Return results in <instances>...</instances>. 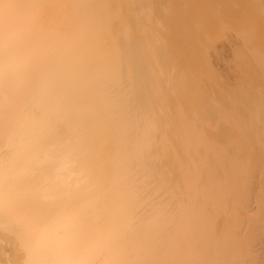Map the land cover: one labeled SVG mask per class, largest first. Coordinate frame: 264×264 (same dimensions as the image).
<instances>
[{"label":"bare ground","instance_id":"6f19581e","mask_svg":"<svg viewBox=\"0 0 264 264\" xmlns=\"http://www.w3.org/2000/svg\"><path fill=\"white\" fill-rule=\"evenodd\" d=\"M222 1V7L229 2ZM171 2L169 12H178ZM168 3L0 0V224L12 223L10 233L16 224L18 232L13 237L0 231V264H128L144 254L154 259L151 255L159 252L172 259V251L175 256L183 251V260L192 252L189 246L201 250L207 243L221 260L236 218L238 226L244 214L255 222L243 218L241 229L247 222L263 225L264 47L253 50L252 65L251 53L244 56L231 36L247 35L250 19L262 24L264 0H242L240 15L252 16V10L255 15L247 23L242 17L245 31L234 17L226 29L236 27L235 34L229 30L233 35L228 36L218 20L216 36H207L203 28L202 38L200 32L197 36L200 6L191 7L189 20L187 3L186 18L169 13L178 20L173 37L160 33L165 27H155L157 18L150 23L153 14L154 19L167 12ZM148 9L153 13L146 14ZM143 16H150V24ZM188 27L202 39H195L201 54L195 48L196 53L189 52L191 42H184ZM183 58L190 63L182 64ZM238 76L244 80L241 87ZM223 205H241L245 212L234 208L240 217L231 212L229 219L216 208ZM206 210L209 216L213 212L211 220L224 223L210 225L209 216L202 223ZM188 226L204 232L195 233L203 237L191 232L195 240L202 238L197 248L191 237L186 240ZM251 229L264 257V229ZM205 235L211 239L205 241ZM217 235L220 242L212 239ZM177 242L183 249L173 245ZM183 243L189 247L186 254ZM208 249L198 252L210 255Z\"/></svg>","mask_w":264,"mask_h":264},{"label":"rangeland","instance_id":"374dc122","mask_svg":"<svg viewBox=\"0 0 264 264\" xmlns=\"http://www.w3.org/2000/svg\"><path fill=\"white\" fill-rule=\"evenodd\" d=\"M171 1H172V0H170V1L167 0V3L169 2V3H168L169 5L167 4V7H164V8H166V11H167V12L161 13V15H160V14L157 15V14L155 13L156 15H155L154 19L152 18L154 14H153L152 17H151L150 23H151V22L153 23L154 21H156L155 18H157V22H158V23H157V25H156L155 27H158L159 29L161 28V30H162L163 27H165L163 30H166V29H167L166 31H163V30H162L160 33L164 34L166 37H167V36H169V37H173V36H174V31H175L174 28H176L175 25L178 24V22H177L178 20L175 21V19H179V17H181L182 19H183L184 17L186 18V15H185V14H187V15H189L190 13L194 14V13H193L194 10H193L192 8H198L199 6H200L201 8H202V7H203V8H206V5H208L209 8H210V6H212V7H211V10L208 8V6H207V9H203V8L200 9V7L198 8L199 11H202V12H200L201 14L199 13V19L203 17V20L200 19L199 22H202V21H203V23H206V21H207L209 18H210L212 21H213V20H215V21L217 20V21H216V22H214V21L212 22V21L209 19L208 22L205 24V25H206L205 27L203 26V23H200V25H201L202 27L200 26V27H199V30L205 28V29H206L205 32H206V33L209 32V35L207 34V36L212 37L211 34H213L214 36H216V35H215V32H216V34H217V32H218L217 30H218V29H215L214 27H217L220 23H222L221 25H222V27L225 28L224 31H226V34H228V36H231V35H233V33L236 32L238 29H237L236 27H233L232 30H231V28L226 29V27L228 28V26L231 25V24H229V22H228L229 25L226 23L227 20H230V21H231V20L235 17V19H233V20H235V21H232V22L238 23L237 25L240 24V21H239V20H241V23H242V24H240V25H243V27H242V26H241V27H242V28H245L244 31L246 30V27L248 26V27H247V28H248V29H247V35H243V34H246V32H245V33L240 32L241 34H239V33L237 32V34H239L238 37H237V36H234V35L231 36V37H233V39H234V41H235V43H236L237 45H238V44L242 45V46H241V49H242L243 51L240 49V52L242 51V52H243V53L241 52L242 54L245 53L244 56H247L249 53L252 54V57H253V58L249 57V56H251V54H249L247 58H248L249 61L251 62L250 64L253 65V62H254L253 60H255V59H254V53H255V52L258 50V48H259V47L257 48V46L260 45V48H259V49H262L261 47H264V40L262 39L263 36H264V28H263V27H264V21H263V20H260V21L262 22V24H261L259 21H255V20H254L255 23L257 22V24H258V25H256L257 28H258V29H257L256 26L253 24V20H251V19H250L251 21L248 20V19H249V15H250V18L254 19V16H255V15H254V13H253V10L250 12V13H252V16H253V17L251 16V14H249V15L246 14V15L241 16L240 13L243 14V12L241 11V8H242V7H240V5H242V0H239V1H237V0H233V1H236L237 4L239 3L238 6H236L237 4H236L235 2H234V4H232L233 1H230V0H229V2L226 1V0L222 1L221 3H223V2L226 1V2L224 3V6H225V4H226V6H225L226 8L228 7L229 4L231 5L230 7H228L229 9L227 8L229 12L226 11V8H224V6L222 7V4L219 5V2H220L221 0H215V1H214V0H209V2H207V1H208V0H207V1H205V3H204V0H203V2H201V0H199L200 2H199V1H196V2H195V0H190V1H188V3H187V0H186V2H185V0H182V1H181V0H180V1H179V0H175V2L173 1V2L175 3V5H176V4L178 5V7H176L177 5L175 6L174 4H172ZM178 1H179V4H178ZM191 1H192V2H191ZM210 1L213 3L212 5H211ZM213 1H214V2H213ZM217 1H218V2H217ZM240 1H241V3H240ZM170 2H171V5H172L173 10L176 9V11L178 10V12H175V11H174V12H173V11H172V12H169V11L172 10V9H171V6H170ZM180 2H181V4H180ZM189 2H190L191 4H190ZM186 3H187V6H186L187 9L189 8L188 6H190V8L192 7V8H191L192 12H191V10L188 11V10L186 9V7H185ZM200 3H204V4H200ZM207 3H208V4H207ZM216 3H217L219 6L217 5V7H213V6H216ZM227 3H228V4H227ZM195 4H197V5H195ZM248 4H249V3H248ZM201 5H202V6H201ZM234 5L236 6V9H234V7H233ZM173 6H174L175 8H174ZM242 6H243V5H242ZM218 7H220L219 9H221V7H222V9H223V10L221 9V10L223 11V12L221 11L222 13H218V12H217V10H216L215 8L218 9ZM231 7H232V11H231ZM243 7H244V6H243ZM150 8H152V7H150ZM178 8H179V9H178ZM167 9H168V10H167ZM185 9H186L187 12H185ZM208 9H209V10H208ZM212 9H213V10H212ZM214 9L216 10V12L214 11ZM224 9H225L226 13L224 12ZM233 9H234L236 12L233 11ZM148 10H149V11H148L146 14H148V13L150 12V9H148ZM179 10H181V12H180ZM203 10H204L205 12H204ZM206 10H207V11H206ZM146 11H147V10H146ZM213 11H214L215 13H214ZM218 11L220 12V10H218ZM184 12H185V14H184ZM209 12H210L211 16H208L209 18L206 19V18H207V15L209 14ZM211 12H212V13H211ZM232 12H233L234 15L232 14ZM151 13H153V10H152V12H150L149 14H151ZM169 13L172 14V16H173L175 19H174V18H171L172 16H171ZM188 13H189V14H188ZM202 13H203L204 15H202ZM206 13H207V14H206ZM216 13H217V14H216ZM228 13L231 14V15H228V18H230V19H228V18L226 17ZM237 13H238V14H237ZM175 14H176L178 17H176ZM192 14H190L189 16H187L186 19L189 20V18H191L190 16H193ZM205 14H206V15H205ZM210 14H209V15H210ZM220 14H221L222 18H221L220 16H218V15H220ZM223 14H226V15H224V16L226 17V19H225V17L223 16ZM255 14H256V13H255ZM159 15H160V17H159ZM168 15H169V16H168ZM174 15H175V16H174ZM180 15H181V16H180ZM213 15H214V17H213ZM156 16H158L159 18L156 17ZM170 16H171V17H170ZM183 16H184V17H183ZM200 16H202V17H200ZM205 16H206V17H205ZM236 16H237V17H236ZM239 16H240V18H239ZM145 17H146V18H145ZM145 17L143 16L144 20L147 19L148 16H145ZM161 17H162V18H161ZM219 17H220V18H219ZM242 17H243V20H245V19L248 20V23L246 22L247 20H245V22L248 24L247 26L245 25V22L242 21ZM244 17H245V18H244ZM247 17H248V18H247ZM256 17H257V16H256ZM256 17H255V18H256ZM148 18H150V16H149ZM160 18L162 19V21L164 20V21H166V22H165V23L162 22ZM168 18L172 19L173 22H171V23H173V25H174L173 27H172V24H169V23H170V19H168ZM231 18H232V19H231ZM152 19H153V20H152ZM159 19H160V20H159ZM205 19H206V20H205ZM168 20H169V21H168ZM204 20H205V21H204ZM218 20L220 21V23H219ZM225 20H226V21H225ZM236 20H238L239 22L236 21ZM258 20H259V19H258ZM146 21H148V19L145 20V21H143V23H144V24H145V23L148 24L149 21H148V22H146ZM167 21H168V22H167ZM174 21H175V22H174ZM222 21H223V22H222ZM224 21H225V23H224ZM249 21H250V22H249ZM258 22H259V23H258ZM150 23H149V24H150ZM152 23H151V24H152ZM161 23H162V25H161ZM163 23H164V24H163ZM166 23H167V24H166ZM153 24H154V23H153ZM159 24H160V26H158ZM225 24H226V26H225ZM249 24H250V29H249ZM251 24H252L253 26H251ZM260 24H261V25H260ZM164 25H165V26H164ZM169 25H170L169 28L171 29L170 32L168 31V30H170V29L168 28ZM214 25H215V26H214ZM216 25H217V26H216ZM223 25H224V26H223ZM227 25H228V26H227ZM240 25H239V26H240ZM187 26H188V25H187ZM209 26H211V27H213V28H211V27H209ZM231 26H232V25H231ZM258 26H259V27H258ZM146 27H147V26H146ZM171 27H172V28H171ZM208 27H209V28H208ZM229 27H230V26H229ZM252 27H253V28H252ZM147 28H148V29H149V28L152 29L149 25H148ZM158 28H156V31H157V30L159 31ZM235 28L237 29L236 31H234ZM259 28H260V29H259ZM262 28H263V29H262ZM173 29H174V30H173ZM233 29H234V30H233ZM251 29H255V30H251ZM153 30H154V26H153V29H152L151 31H153ZM186 30H187V31H186ZM186 30H185V31L187 32V34H185V38H184L185 40H184V42L186 41V42L189 43V44H190V42H191V45H189V44H188L189 46L187 45L188 48L191 47V48H190L191 50L188 49L189 52H191L192 49H193V51H192L193 53H196V52H197V53L199 54L200 52H202V51L199 52V50H202V48H201L200 44L196 42L195 39L197 38V39H198L197 41L202 40L201 38H202V34L204 33V31H202V30H201V31H198L197 36L199 35V32H200V34H201V35H199V37H201V38H199V37L195 36L194 33H191L192 30H191L189 27H188V29L186 28ZM203 30H204V29H203ZM207 30H209V31H207ZM211 30L213 31V33H211V32H212ZM229 30L233 31V33H232L231 31H229ZM258 30H260V31H258ZM154 31H155V30H154ZM172 31H173V32H172ZM188 31H189V32L191 31V32L189 33ZM214 31H215V32H214ZM228 31H229V32H228ZM239 31H240V30H239ZM255 31H257V32H255ZM167 32H168V33H167ZM201 32H203V33H201ZM230 32H231V34H230ZM253 32H254V33H253ZM258 32H259V33H258ZM165 33H167L168 35H166ZM248 33H249V34H248ZM251 33H252L253 35H252ZM256 33H257V34H256ZM190 34H191V35H190ZM234 34H235V33H234ZM255 34H256L257 37L255 36ZM258 34H259V35H258ZM193 35H194V36H193ZM241 35H242L245 39H244ZM260 35H261V36H260ZM262 35H263V36H262ZM214 36H213V37H214ZM248 36H249V37H248ZM252 36H254V37H252ZM235 37H237V38H235ZM246 37H247V38H246ZM250 37L252 38V40H251ZM255 37H256V38H255ZM241 38L243 39V40H242L243 42L241 41ZM249 38H250V40H249ZM253 38H254V40H253ZM235 39H236V40H239V43H237V41H236ZM247 39H248V40H247ZM259 39H260V40H259ZM187 40H190V41H187ZM255 41H256V42H255ZM261 41H263V42L261 43ZM184 42H183V43H184ZM194 42H195V43H194ZM244 42H245V43H244ZM246 42H247V43L249 42L247 48L244 47V46H246ZM251 42H252V43H251ZM253 42H254V43H253ZM235 43H234V44H235ZM193 44H194V45H193ZM195 44H196V46H195ZM244 44H245V45H244ZM179 45H182V44H179ZM243 45H244V46H243ZM255 45H256V46H255ZM185 46H186V43L184 44V47H185ZM187 46H186V48H187ZM194 46H195V47H194ZM198 46H199V47H198ZM251 46H252V47H251ZM181 47H183V46H181ZM194 48H195L196 50H195ZM198 48H199V49H198ZM244 48H245V49H244ZM197 49H198V50H197ZM247 49H248V50H247ZM251 49H252V50H251ZM254 49H256V51H253ZM188 50H187V51H188ZM194 50H195L196 52H195ZM245 50H246V51H245ZM262 50H263V52H264V48H263ZM248 51H249V53H248ZM253 52H254V53H253ZM246 53H248V54L246 55ZM200 54H201V53H200ZM250 59H251V60H250ZM252 59H253V60H252ZM181 60H182V59H180V61H181ZM184 61H186V60L183 58V61H181V63H182V64H186V65L190 63V62L188 63V61H186V62L184 63ZM243 61H246V57H245V59H243ZM229 63H230V62H229ZM188 66L190 67L191 65H188ZM240 78L243 80L242 77L238 76V80L242 83L244 80L242 81ZM237 82H238V81H237ZM240 82H238V85H239V86H240V85L243 86L244 83L241 84ZM240 87H241V86H240ZM223 206H224V205H223ZM227 206L229 207L230 205H226V206H224L223 208H222L221 206H217L216 208H219V207H220V209H223L222 212H225V213L227 212V213H226V217H228V215H227L228 213H231L232 210H235L234 208L240 209L239 211H241V212H245L244 210H242L243 207H242V208H239L241 205H240L239 207H236V206L234 207V205H232V206H233V207H232L233 209L230 208L231 206L229 207L230 209H228ZM258 207H259V206H258ZM0 208H1V207H0ZM203 208H205V209L208 210V208H206V207H203ZM225 208H226L228 211H229V210H231V211H230V212H228L227 210L225 211ZM2 209H3V208H1V210H2ZM201 209H202V207H201ZM201 209H199V214H200V213H201V214L204 213V212H203V213L200 212ZM209 209H210V211L213 209L212 211L214 212V208H209ZM220 209H218V210L221 211ZM196 210H198V209H196ZM196 210H194V211H196ZM203 210H204V209H203ZM207 210L205 211V213L207 212ZM143 211H144V210H143ZM188 211H189V210H188ZM190 211H192V210L190 209ZM235 211L238 212V210H235ZM235 211H233L234 214L236 213ZM2 212H3V210L0 211V213H2ZM213 212H210V213L213 214ZM216 212H217V210H216ZM233 212L230 214V216L233 214ZM241 212H240V213H241ZM207 213H208V212H207ZM207 213H206V215H205L206 217L203 218L204 221H202V223H203V222H206V221H205V220H206L205 218H207V216H209ZM210 213H209V214H210ZM218 213L220 214V212H218ZM212 214H211V215H212ZM219 214H218V215H219ZM234 214H233V217H236V216H237L238 218L240 217V215L238 216L239 212H238V214L236 213L237 215L235 214L236 216H234ZM243 214H244V213H243ZM243 214H242V216H243ZM247 214H248V213H247ZM211 215H210V216H211ZM221 215H222V213H221ZM221 215H220V216H221ZM223 215H224V214H223ZM259 215H260V214H259ZM201 216H202V215H201ZM203 216H204V215H203ZM203 216H202V217H203ZM210 216H209L210 220H211L212 217H213L212 219H214V216H213V215H212L211 217H210ZM224 216H225V215H224ZM242 216H241V217H242ZM245 216H247V215L244 214L243 218H245L246 220H247V218H249L248 221H251V220H252V219H250L249 216H248L247 218H246ZM199 217H200V216H199ZM216 217H217V216H216ZM260 217H261V215H260ZM209 218H207V219L209 220ZM217 218H220V217H217ZM217 218H215V219H217ZM222 218H223V216L221 217V219H222ZM228 218H229V217H228ZM228 218H227V220H226L225 223H227ZM230 218H231V217H230ZM230 218H229V219H230ZM243 218L241 219V220L243 221V222H241V224H242V223H245V219L243 220ZM253 218H254V221H255V220H257V218H259V216H258L257 218H255V217H253ZM197 219H198V218H197ZM224 219H226V218H224ZM224 219H222V221H223ZM259 219H260L261 221L263 220V225H262V222H261V224H258L259 226L256 225L257 227H256V226L253 227V226L255 225V224H254L255 222L253 223V220H252L251 223L254 224L253 226H251V223L249 224V222L246 221V222L248 223V225H250V226H248L247 223H246L245 225H247V226H245V227L243 226V228L241 229V227H240L241 224L238 226L239 221L237 220V218H236V223H237V221H238V223H237V224L235 223L234 225H232V227L230 228L231 230H229L228 228L224 229L225 226H224L223 224H222L221 226H219V227L224 226V227H223V231H224V230L226 231V230L228 229V230H229V235H230V233H231V235L228 237V239H227L226 241L223 240V244H224V241H225V243L227 242L226 244H228V245H227L228 247H232V249L226 247V248H228V249L231 251V253H230V251L227 249V250L229 251V257L226 256V255H228V252H227V250H225L226 248H224L225 253H224V252L222 253V255H221V257H220L221 260H219V259H218L219 257H217V255H218L217 251H218L219 249H218V250L216 249L217 251L215 250V252H216L217 254L214 253V254L216 255L217 259L214 258L213 256H215V255H211V253H210V252H212L211 249H213V248L208 249V247H209V246H208V243H207L205 246H207L206 249L210 250V251L207 250V251L210 253V255H209V254L200 253V252H202L201 250H206V249H203V248H205V246H204L203 244H201V245L204 246V247L201 248V250H200V247H201V246L198 247L199 244L201 243V242H200L201 239H202L201 237H203L204 234H203V235H198V236H201V237L199 238V241H198V240H195V239H198V238H197L198 236H197V234H195V233L202 234V233H204V232L199 233V232H200V229H198V228H197V229H198L199 231H196V232L193 231L196 227H199V226H196V227L193 226V227H192V230H191V231H188V230L191 229V227H190V229H188V230H187V228H189V226L192 225V224L189 225V223H188L189 226H188V227H185L186 230L188 231V233H186V236H185V237H187V234L190 235L192 231L194 232V233H193V232H192V233L195 234L197 237L194 236V237H195V239H194V238L192 237L193 234H191V235L189 236V238L187 237L188 239H186V238H185V239L190 241V237H191V238L193 239V240H192L193 242H194V240H195L196 245H195V243H194V245H195L194 247H195V248L198 247L199 249H198V248H197V249H193V248H192V249H193V250H192V249H191V246H189V247H190L189 252L192 251V252H190V253L193 254V255H197V256H196V257H194L193 255L189 256L190 253L188 252L189 254H187V256H189V257H187V256H186L185 258L183 257V260H182V256H180V255L183 254V253H182V252H183V251H182L183 247H181L182 245H181V246L178 245V242H177V244H173V245H174V246L178 245V247L180 246V247L182 248V249H181V251H182L181 254L175 256V255H174V252L172 251L173 253L171 252L170 255H169V256H171V254H173V257H171L172 259H170V257H168L167 255H166L167 257H166L165 255H163V256L167 258V259L165 258V260L168 261V264H177V263H178V264H179V263H180V264H184V261H185L186 264H211V262L213 263V262L215 261L214 259H216L218 262H217V263H213V264H226V263H227V264H230V263H231V264H239V263H240V264H264L263 253H261V252H260V249H259V246H260L259 244H260V243H259V240L257 239V236H258V235L255 234V231L253 232V229H256L258 233L262 232V228L264 229V219H262V218H259ZM199 220H202V219L199 218ZM210 220H209V221H210ZM234 220H235V218H234ZM212 221H213V222L215 221V224H216L217 221H220V219H217V220H211V221L209 222L210 225H211V222H212ZM224 221H225V220H224ZM197 222H200V221H197ZM207 222H208V221H207ZM213 222H212V224H213ZM228 222H229V221H228ZM231 222H232V221H231ZM231 222H230V223H231ZM194 223L196 224L195 221H194ZM194 223H193V224H194ZM200 223H201V222H200ZM202 223H201V225H202ZM218 223H219V222H218ZM218 223H217V224H218ZM221 223H224V222H221ZM221 223H219V224H221ZM233 223H234V222H233ZM8 224H10V227H11V228H9V229H12V225H11L12 223H9V222H8L7 224H6V223L3 224V225H5V226H4L5 228L2 227L3 225L0 224V225H1V226H0V231L3 230L2 232L10 233V232H9L10 230L8 231V227H9ZM205 224H206V223H205ZM231 224H232V223H231ZM7 225H8V226H7ZM197 225H198V224H197ZM225 225H226V227L229 226V225L227 226V224H225ZM243 225H244V224H243ZM13 226H14V227H13V231H12L10 234H12L13 237H17L18 232H17V234H15V233H16L15 228H16L17 226H16V224H15V225L13 224ZM15 226H16V227H15ZM207 226H208V225H207ZM207 226H205V227H207ZM230 226H231V225H230ZM262 226H263V227H262ZM1 227L4 228V229H2ZM203 227H204V226H203ZM205 227H204V229L206 230V229H210L211 226H210V227L208 226L209 228H205ZM214 227H215L214 230L212 229L213 226H212L211 229L215 232V230H216V226L214 225ZM247 227H249V228H250V227H251V228L253 227L252 229L250 228V229L252 230V232L254 233V234H253V237H251V231H250V229L247 230V229H248ZM201 228H202V227H201ZM217 228H218V225H217ZM244 228H246V229L244 230ZM218 229H219V228H218ZM221 229H222V228H221ZM232 229L235 231V232L233 231L234 234L232 233ZM4 230H5V231H4ZM240 230H241V232H240ZM243 230H244V231H243ZM246 230H247L248 233L250 232V234L245 233ZM187 231H186V232H187ZM201 231H203V230H201ZM206 231H207V230H206ZM220 231H222V230H220ZM223 231H222V232H223ZM225 231H224V232H225ZM259 231H260V232H259ZM189 232H190V233H189ZM211 232H212V231H211ZM211 232H210V230H209V232L206 233V234H209V233H210L209 235H211ZM214 232H213V233H214ZM216 232L218 233L219 231H216ZM222 232H220V233H222ZM237 232H238V233H237ZM257 232H256V233H257ZM213 233H212V235H213ZM226 233H227V231H226ZM226 233H225V234H226ZM244 233H245L246 235L248 234V236H246ZM27 234H29V233H27ZM214 234H215V233H214ZM218 234H219V233H218ZM222 234H223V233H222ZM222 234H220V236H221ZM242 234L245 235V237L242 236ZM14 235H15V236H14ZM30 235H31V234H30ZM209 235H205V236H204L205 241H206L207 239H209V238L206 237V236L209 237ZM212 235H211V237H212ZM225 236H227V234H226ZM225 236L223 237V235H222L223 239H226ZM211 237H210V239H211ZM216 237L218 238V235L215 236V237L212 238V239H216ZM222 237H221V238H222ZM206 238H207V239H206ZM219 238H220V237H219ZM204 239H203L202 241H203V243H206V242H204ZM210 239H209V240H210ZM216 240H217V239H216ZM192 241H191V242H192ZM196 241H198V242H196ZM213 241H214V240H213ZM217 241H219V240H217ZM167 242L170 243V241H167ZM183 242H184V241H183ZM186 242H188V241H185V243H186ZM199 242H200V243H199ZM207 242H210V241H207ZM219 242H220V241H219ZM221 242H222V241H221ZM17 243L20 245V243H19L18 240H17ZM181 243H182V242H181ZM185 243H183L184 246H185ZM188 243H189V242H188ZM198 243H199V244H198ZM212 243H213V242L211 241L210 244H212ZM192 244H193V243H192ZM197 244H198V246H197ZM215 244H216V246H217V242H216V241H215ZM215 244L213 243V246H212V245H211V246L214 247V248H217L216 246H214ZM218 244H219V243H218ZM220 244H221V243H220ZM19 245H18V248H19L20 250H23V249L25 248V245H24L23 243L20 245L21 247H20ZM23 245H24V246H23ZM169 245H171V244H169ZM173 245H171V246H173ZM187 245H188V244H187ZM189 245H191V244H189ZM164 246H165V245H164ZM23 247H24V248H23ZM166 247H168V246H166ZM178 247L176 246V248H178ZM180 247H179L178 249H180ZM186 247H188V246H185V248H184V253H185V249H186ZM189 247H188V248H189ZM192 247H193V245H192ZM219 247H220V246H219ZM224 247H225V245H224ZM222 248H223V247H222ZM165 249H167V248H165ZM169 249H172V248L169 247ZM173 249H174V247H173ZM220 249H221V247H220ZM25 250H26V248L24 249V251H25ZM134 250H136V249H134ZM134 250H133V252H134ZM195 250H197V252H198V251H200V252L197 253ZM213 250H214V249H213ZM232 250H233V252H232ZM165 251L167 252V250H165ZM174 251H175V250H174ZM194 251H195V253H197V254L193 253ZM219 251H220V250H219ZM219 251H218V252H219ZM222 251H223V250H222ZM163 252H164V251H163ZM166 252H165V253H166ZM175 252H176V251H175ZM179 252H180V251H179ZM208 252H206V253H208ZM213 252H214V251H213ZM213 252H212V253H213ZM226 252H227V254H226ZM134 253H135V254H137V253L141 254L140 252H137V253L134 252ZM159 253H160V252H159ZM159 253H156V254H157V257H155V256H156L155 253H154L153 255H151V256H154V259H153V257H152V259H153L154 261H153L152 259H149V257L146 256V255H148V254H146V255H145V254H144V255L142 254L144 258H143L142 256H139V255H138V256H139V259H142L141 263H140V261H139V263H140V264H144V262H145V264H149V263L151 264V263H152L151 260H152V261H153L152 264H154V262H155V264H156V263L158 264L160 261H162L161 258H163V260H164V257H162V255H161V256L158 255ZM167 253H168V252H167ZM167 253H166V254H167ZM177 253H178V252H177ZM199 253H200V254H199ZM219 253H220V252H219ZM233 253H234V254H233ZM175 254H176V253H175ZM185 254H186V253H185ZM185 254H184V255H185ZM223 254H224V255H223ZM198 255H199V257H198ZM219 255H220V254H219ZM232 255H234V256H232ZM235 255H236V257H235ZM145 256H146V257H145ZM148 256H149V255H148ZM179 256L181 257L180 259H178ZM134 257H135V255H134ZM136 257H137V256H136ZM140 257H142V258H140ZM158 257H159V259H157ZM211 257H212V258H211ZM232 257H233L234 259H233ZM251 257H252V258H251ZM254 257H256V258H254ZM257 257H259V258H257ZM150 258H151V257H150ZM197 258H198V259H197ZM231 258H232L233 260H232ZM139 259H138V258H137V259L135 258L136 262L133 263V261H134V260H133L132 263H131V261H129L128 264H139V263H137ZM145 259H146V260H145ZM212 259H213L214 261H212ZM228 259L231 260V261H229ZM256 259H257V261H256ZM143 260H144V261H143ZM147 260H148L149 262H148ZM165 260H164L163 262H161L160 264H164V262H165V264H167V261H165ZM226 260H227L229 263H228ZM254 260H255V261H254ZM177 261H179V262H177ZM225 261H226V262H225ZM235 261H236V262H235ZM147 262H148V263H147ZM182 262H183V263H182ZM220 262H221V263H220Z\"/></svg>","mask_w":264,"mask_h":264}]
</instances>
